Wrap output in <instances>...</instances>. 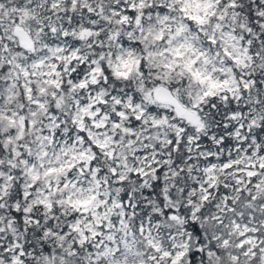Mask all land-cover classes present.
I'll list each match as a JSON object with an SVG mask.
<instances>
[{
  "label": "snow or ice",
  "instance_id": "6c2138e0",
  "mask_svg": "<svg viewBox=\"0 0 264 264\" xmlns=\"http://www.w3.org/2000/svg\"><path fill=\"white\" fill-rule=\"evenodd\" d=\"M0 264H264V0H0Z\"/></svg>",
  "mask_w": 264,
  "mask_h": 264
}]
</instances>
